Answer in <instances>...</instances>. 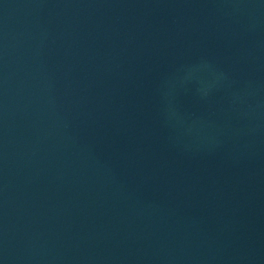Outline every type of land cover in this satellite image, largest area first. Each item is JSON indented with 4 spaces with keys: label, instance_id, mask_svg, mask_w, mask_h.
<instances>
[{
    "label": "water",
    "instance_id": "obj_1",
    "mask_svg": "<svg viewBox=\"0 0 264 264\" xmlns=\"http://www.w3.org/2000/svg\"><path fill=\"white\" fill-rule=\"evenodd\" d=\"M0 264H264V0H0Z\"/></svg>",
    "mask_w": 264,
    "mask_h": 264
}]
</instances>
